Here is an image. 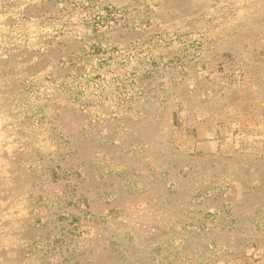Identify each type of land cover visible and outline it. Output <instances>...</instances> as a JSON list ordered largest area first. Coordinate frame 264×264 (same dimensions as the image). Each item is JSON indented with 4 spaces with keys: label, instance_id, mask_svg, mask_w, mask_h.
<instances>
[{
    "label": "rangeland",
    "instance_id": "rangeland-1",
    "mask_svg": "<svg viewBox=\"0 0 264 264\" xmlns=\"http://www.w3.org/2000/svg\"><path fill=\"white\" fill-rule=\"evenodd\" d=\"M0 218V264H264V0H0Z\"/></svg>",
    "mask_w": 264,
    "mask_h": 264
},
{
    "label": "bare ground",
    "instance_id": "bare-ground-1",
    "mask_svg": "<svg viewBox=\"0 0 264 264\" xmlns=\"http://www.w3.org/2000/svg\"><path fill=\"white\" fill-rule=\"evenodd\" d=\"M208 133V132H207ZM2 218V217H1ZM0 218V219H1ZM1 221H2V219H1ZM2 223H4V221L3 222H0V228L2 229Z\"/></svg>",
    "mask_w": 264,
    "mask_h": 264
}]
</instances>
